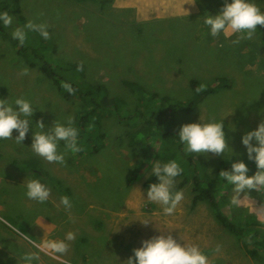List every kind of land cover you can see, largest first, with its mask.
I'll return each mask as SVG.
<instances>
[{"label": "rangeland", "instance_id": "rangeland-1", "mask_svg": "<svg viewBox=\"0 0 264 264\" xmlns=\"http://www.w3.org/2000/svg\"><path fill=\"white\" fill-rule=\"evenodd\" d=\"M222 4L223 0H197L194 5L186 0H17L8 7L13 20L6 29L11 32L27 19L47 23L51 44L36 33H30L31 43L41 44L44 54L56 61L81 62L84 70L78 78L104 84L108 96L122 101V115L135 112L144 93L184 100L193 93L194 79L206 85L219 76L231 81L207 93L192 112L174 111L167 123L177 133L182 123L198 121L199 116L203 121L222 117L225 152L196 153L216 174L223 157L244 156L241 134L264 118V26L257 25L251 39L237 41L235 33L208 35L199 15L204 10L216 13ZM27 66L0 34V98L22 96L36 109L22 144L13 138L0 140V264H12L10 258L22 264L20 254L27 248L39 257L34 264H126L142 239L160 231L170 232L181 244L198 245L208 264H264L263 247L255 254L249 251L255 243L264 245V218L258 217L264 208L262 192H241L239 207L230 204L232 186L222 192L224 210L244 228L245 239L219 222L206 201L193 203L191 184L179 189L183 199L171 216H165L158 203L145 200L144 181L153 160L136 177L133 171L148 155L154 157L157 147L131 143L130 132L145 125L140 117L134 118L137 126L121 123L116 114L104 117L100 131L106 134L105 145L92 155L73 153L63 141L58 142L62 164L35 154L30 143L32 130H38L36 120L46 129L69 115L73 121L83 99H65L42 69L24 71ZM123 80L143 90L134 92ZM32 178L50 189L46 201L25 196L24 184ZM61 195L69 198V209L59 203ZM136 218L152 222L145 225ZM68 231L74 239L63 254L48 255L33 247L32 242L61 239ZM4 247L7 254L2 255Z\"/></svg>", "mask_w": 264, "mask_h": 264}, {"label": "clouds", "instance_id": "clouds-1", "mask_svg": "<svg viewBox=\"0 0 264 264\" xmlns=\"http://www.w3.org/2000/svg\"><path fill=\"white\" fill-rule=\"evenodd\" d=\"M186 2L194 5L197 0H186ZM262 6H264V0H223V4L216 13L204 10L199 15L200 22L207 28L208 35L212 37L221 34L227 37L230 33H235L237 41L241 38L251 39L258 30L257 25L264 26ZM12 20L13 17L7 11H0V27L7 28L12 24ZM48 29L49 25L45 22H34L27 19L22 26L13 28L10 35L18 45H24L28 33H36L42 40H48L50 38ZM64 87L71 91L68 84ZM35 110L30 101L22 96H16L11 101L8 97L0 98V140L13 138L22 144ZM221 118L203 121L199 116L198 121L182 123L175 137L178 138L183 151L213 155L225 152L228 145ZM34 125L38 130L31 132L30 148L46 161L63 163L64 153L58 151L60 141H63L64 147L73 153L79 150L78 132L72 124L70 115L64 122L53 121L47 129L44 122L39 119ZM230 128H234V125ZM13 130L16 131L14 136ZM240 142L244 146L247 159L254 162L255 171L247 174L248 165L244 159L229 157V167L221 169L218 173V177L223 182L232 186L233 194L230 204L235 207H239L242 203L244 197L240 196L241 192L245 196L250 189L258 193L264 191V118H261L254 128L243 132ZM181 172L182 168L177 159L166 161L155 159L150 164L149 175L157 179L156 182L148 184L145 190V200L158 203L165 216H171L183 199V192L174 189L175 178ZM24 188L25 196L30 200L44 202L49 197L50 189L39 179L27 180ZM59 203L65 209L71 207L66 195L59 197ZM136 219L145 225L152 222L149 218ZM73 239L74 233L68 231L61 239H46L41 240L40 243L32 242V244L34 248L45 254L56 255L65 253L68 249V241ZM20 259L22 264H34L38 262L39 257L35 252L27 251L20 254ZM126 264H208V260L198 245L181 244L170 232L160 231L157 235L142 239L139 246L132 249L131 255L126 259Z\"/></svg>", "mask_w": 264, "mask_h": 264}, {"label": "trees", "instance_id": "trees-1", "mask_svg": "<svg viewBox=\"0 0 264 264\" xmlns=\"http://www.w3.org/2000/svg\"><path fill=\"white\" fill-rule=\"evenodd\" d=\"M17 0H0V11H7L10 4L12 5ZM80 1V0H79ZM0 34L12 44V48L17 50L21 60L25 64H28L26 69H33L35 67L44 71V75L53 80V85L56 83L57 89L63 94L65 99H69L73 96H78L83 99L81 103V109L77 111V115L72 121L73 126L77 129L78 137L77 144L79 145L80 155L88 154L92 155L101 150L105 145L106 134L100 131L102 119L106 116L116 114L121 123H126L130 126H137L138 122L134 120L135 117H140L144 120L141 128L131 131V143L142 144L144 147L150 142L151 146L157 147L155 149V156L148 155L140 161L135 167L133 173L136 177L137 174L144 168V164L148 163L149 159L154 160L159 158L160 161H166L168 159H177L182 168L181 174L175 178L179 179L174 184V189L179 190L183 186L188 184L192 185V191L195 193L193 196V203L203 200L206 201L212 208L215 217L221 222L230 232L237 234L241 237L244 236V228H242L236 222L235 218L229 216L224 210V197H221L224 189L231 187L223 182L218 173L221 169H227L230 165V159H237L236 156L223 157L216 166V174H212L207 163L195 153H185L182 149V145L178 142V138L175 137L176 133L167 127V123L170 121V117L174 111L192 112L195 110L198 102L209 92L215 90L219 85L229 86V83L224 81V77L219 76L215 78V83L203 84L198 79L193 80V93L188 99H179L167 94H150L144 93L140 98L136 111L131 115H122L120 113L119 106L122 101L116 97L108 96L107 88L102 83H89L83 79L78 78L82 75L84 65L81 62H64L62 60L56 61L46 54L42 50L41 44L35 45L31 43L30 39L32 34L28 33L27 39L24 45H18L15 40L11 38L10 32L3 27H0ZM48 44H51L50 40H47ZM44 45L45 43L42 42ZM46 47H48L46 45ZM262 65L261 67H263ZM124 84L129 86L134 92H139L141 86L136 82L123 80ZM68 84L71 91L64 87ZM58 85V86H57ZM147 110L151 111L150 115H147ZM115 116V115H114ZM136 118V119H137ZM134 120V121H133ZM62 142V141H61ZM244 159L248 165V173L251 174L255 171V164L253 161L248 160L246 154L241 158ZM156 177L149 175L144 181V185L147 187L150 182H156ZM264 194V191H262ZM256 221V218H255ZM255 235V233H253ZM251 235V238H253ZM258 239V238H257ZM260 239V238H259ZM261 243V244H260ZM263 242L255 243L257 246L253 250H249L251 254L256 253V249L260 247L264 248ZM260 246V247H259ZM5 249V250H4ZM2 255L7 254V249L4 247ZM29 251L27 248L26 252ZM1 259V257H0ZM12 260V264L14 260ZM35 263V262H34ZM57 263V262H56ZM19 263V261L17 262ZM49 264H55L54 262ZM62 264V263H57Z\"/></svg>", "mask_w": 264, "mask_h": 264}, {"label": "crops", "instance_id": "crops-1", "mask_svg": "<svg viewBox=\"0 0 264 264\" xmlns=\"http://www.w3.org/2000/svg\"><path fill=\"white\" fill-rule=\"evenodd\" d=\"M262 192V191H261ZM264 205V204H263ZM258 217L262 220L264 218V208L261 207V211L258 212Z\"/></svg>", "mask_w": 264, "mask_h": 264}]
</instances>
